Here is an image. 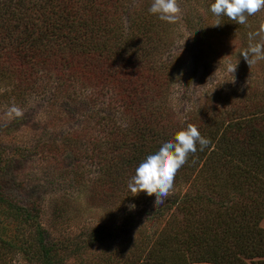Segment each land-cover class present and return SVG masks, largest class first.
I'll list each match as a JSON object with an SVG mask.
<instances>
[{"label": "trees", "instance_id": "obj_1", "mask_svg": "<svg viewBox=\"0 0 264 264\" xmlns=\"http://www.w3.org/2000/svg\"><path fill=\"white\" fill-rule=\"evenodd\" d=\"M151 2L0 0L2 93L8 105L28 98V109L38 108L28 120V134L34 133L28 163H36L28 170V196L0 179V215L28 224L30 237L17 239L14 225L1 224L0 264H14L16 247L27 255L29 248L35 264H62L68 246L42 224V198L31 178L45 183L55 177L63 144L74 147L82 138L58 127V119L81 110L88 117V145L73 157L78 169L87 167L80 161L88 158L95 176L79 183L89 184L96 201H153L143 191L130 195L128 181L137 161L177 129L193 124L209 143L189 154L167 198L145 206L143 220L126 207L121 226L112 219L111 229H92L79 242L125 231L108 264H264V83L257 80L264 76V60L246 71L251 77L242 95H214L178 114L170 98L180 67L176 45L171 25L148 11ZM219 19L247 47V34L264 26V8L246 24ZM85 177L81 173L79 181ZM54 211L65 216L67 205ZM145 219L155 220V228L141 227Z\"/></svg>", "mask_w": 264, "mask_h": 264}, {"label": "rangeland", "instance_id": "obj_2", "mask_svg": "<svg viewBox=\"0 0 264 264\" xmlns=\"http://www.w3.org/2000/svg\"><path fill=\"white\" fill-rule=\"evenodd\" d=\"M178 2L181 10L179 19L169 24L171 25L170 41L176 45L174 51H177L180 67L175 69L177 71L174 77L175 84L170 98L171 104L181 115L192 108H197L203 103L204 98L214 95L227 96L233 92H235L234 95H242L244 86H249L246 81L251 77L246 71L253 67L254 63L248 65L240 55L239 52L246 46L235 36V33H231L234 30L224 28L221 24L214 25L217 18L208 12V0H178ZM201 30L204 33L200 36ZM186 34L188 35L184 37ZM193 53L199 56L198 61ZM205 60H213L214 65L202 67ZM235 64L233 73L227 71L229 65ZM257 80L264 83V76L259 73ZM5 88H7L6 81L0 79V179L3 180L6 188L21 191L23 195L28 196V177L30 178L28 170L36 164L28 163V139L32 140L34 136L33 132L28 134V120L32 119V115L35 117L38 108L30 107L29 110L28 98H26L25 102L19 101L15 106L20 110V115L10 112L13 106L8 105L7 101L10 98L2 93ZM16 97L14 94V98ZM67 117L66 121L58 119V127L63 126L71 133H76L77 140L82 137L81 140L73 145L74 147L66 148L63 144L61 153L58 155L60 164L56 162L60 165V169L53 179L48 178L51 179L50 182L45 179L43 183V178H39L40 180L31 178L34 179L31 183L38 185L36 193L42 198L41 222L53 238L68 246V252L62 256V264H108L110 261L106 258L109 254L112 255L114 248L119 249L124 243L125 231L111 235L103 241H88L84 244L79 240L84 239L83 234H88L90 230L97 227L104 226L106 229H111L117 222L118 226H121L122 222L119 218L126 214V207L132 201L125 196L115 197L113 200L96 201L89 184L80 185L79 182H85L87 178L95 176L93 168L88 166V158L81 159L80 163L87 167L80 169L75 167L78 160L74 159L76 155L84 154L85 146L88 145L89 132L86 127L88 117L84 110ZM76 150L77 153L73 157V152ZM58 157L56 156V160ZM81 173L86 177L79 181ZM147 200L149 198L133 202L135 204L133 211L140 214L141 220L145 218V214L141 212L145 206L149 210V207L154 205V199ZM65 205H67L66 215L57 217L54 209ZM173 210L174 207L171 211ZM1 224L14 225L11 233L16 234L17 239L24 236L30 237V227L22 221L19 222V219L3 214L0 215ZM140 224L141 227L145 226L150 230L155 228L157 223L153 219H145ZM261 225L264 227V217ZM15 250L14 264H35L30 256L29 248L28 255L20 247H16Z\"/></svg>", "mask_w": 264, "mask_h": 264}, {"label": "clouds", "instance_id": "obj_3", "mask_svg": "<svg viewBox=\"0 0 264 264\" xmlns=\"http://www.w3.org/2000/svg\"><path fill=\"white\" fill-rule=\"evenodd\" d=\"M209 7L217 17L214 25L221 24L220 17H227L237 24H246L248 16L264 8V0H212ZM148 11L165 22L174 23L179 19L181 10L178 0H152ZM247 35L248 45L239 52L240 55L248 65L264 60V26ZM235 66L236 64L229 65L227 71L233 73ZM10 112L21 114L15 106ZM208 143L209 140L202 136L198 127L193 124H187L171 136L163 138L153 150L137 161L134 174L128 181L130 195L134 196L143 191L153 196L156 204L163 203L174 187L177 170L185 164L190 153L197 151L198 145L203 150ZM127 207L130 211L134 210L135 204L129 202Z\"/></svg>", "mask_w": 264, "mask_h": 264}]
</instances>
